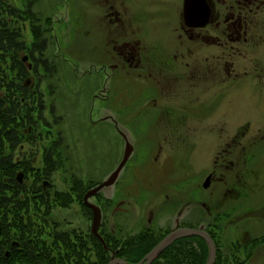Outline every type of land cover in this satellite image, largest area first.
<instances>
[{
	"label": "flooded vegetation",
	"instance_id": "af4514ba",
	"mask_svg": "<svg viewBox=\"0 0 264 264\" xmlns=\"http://www.w3.org/2000/svg\"><path fill=\"white\" fill-rule=\"evenodd\" d=\"M59 1L55 0V7H63L54 8L49 16L38 8L41 0H0V43H6L9 37L12 43L11 49H0V74L11 75L18 69L19 45L24 46L21 60L27 72L21 86L10 87L21 88L20 93L11 94L16 104L12 125L18 132L15 147L4 149L5 156L18 168L14 178L22 189L13 195V205L19 214H24L29 226L48 234L59 233L69 239L71 233L63 227L82 233L79 219L89 218L91 225L93 222V211L84 202L86 192L103 184L118 168L106 173L96 163L85 161L56 126V99H52L54 90L49 83L55 70L50 63L51 43L55 46L52 54L61 56L57 45L66 41V33L77 23L81 26H75L74 42L79 48L86 39L101 45L105 38L107 59L98 64L101 70L97 68V73L107 69V87L93 88V98L107 104L108 114L103 118L122 139L123 154L117 166L127 142L134 147L122 173L128 171L133 157L145 154L148 137L153 136L144 137L140 124L147 126L151 121L154 129L170 125L173 138L180 134L184 139H195L196 130L188 124L197 116L206 123L207 131L203 133L210 147L214 148L217 141L214 164L201 173L197 186L195 177L177 179L170 185L171 195L164 194L165 200H170L167 208L163 211L162 201L158 202V212L151 217L146 218L144 211L138 216L131 212L133 194L126 190V195H121L119 191L120 185L138 182L132 181L135 176L121 180V173L113 186L89 199L105 211L106 217L109 212V220L104 218L98 232L107 243L110 259L129 258L127 248L115 247L119 238L128 245L134 235L149 238L150 242L158 237V232H152L154 228L167 236L186 227L210 236L217 252L214 264H264V0H65V5ZM67 7L74 8L76 14L66 16L63 10ZM146 15L157 19L146 22ZM88 25L92 28H85ZM118 71L131 79L144 76L151 80L154 91L155 86L157 89L147 102L154 103L158 115L146 116L144 101L143 107L132 105L129 108L134 111L123 109L122 115H115L114 82ZM6 90L0 85L3 112L13 106L6 99ZM236 96L240 109L233 116L244 112L252 115L239 119L226 115V100ZM120 124L130 130H120ZM152 133L162 140L169 139L163 133ZM159 135L157 153L163 148L161 141L158 144ZM187 165V158H182L180 166ZM20 173L21 182L17 179ZM155 185L161 195L162 186L158 187L157 181ZM64 192L69 196L65 197ZM151 197L140 195L134 205L141 208ZM56 207L69 215L60 213L59 220ZM75 213H79V219L74 218ZM87 232L92 233L91 228ZM184 240L191 244L177 250L175 264H201L203 260L195 248L200 242L207 249L206 264L209 243L200 236L177 241ZM46 244H52V249L57 247L54 242ZM183 251L187 252V260L180 255Z\"/></svg>",
	"mask_w": 264,
	"mask_h": 264
},
{
	"label": "rangeland",
	"instance_id": "374dc122",
	"mask_svg": "<svg viewBox=\"0 0 264 264\" xmlns=\"http://www.w3.org/2000/svg\"><path fill=\"white\" fill-rule=\"evenodd\" d=\"M59 3L65 5V0H60ZM55 4V0H41V4L38 5V8L43 10L44 14L50 16L52 15L54 8L61 9L63 7L62 5L55 7ZM63 13L66 16L71 14L75 15L76 11L72 7H67L66 10H63ZM168 14L170 15L171 13L169 12ZM162 15H165V13ZM89 18H92L91 15H89ZM155 19H157V16L146 15L144 21L150 22ZM62 26L63 23L61 22L60 28H62ZM75 26L79 28L81 25L77 23L74 24V28L72 30L69 29L66 33V41H61V46L57 45L61 49V56L55 57L52 54L55 47L52 43L50 48V63L54 66L55 73H51L49 83L53 85L52 89L54 90L52 99H56L54 102L56 109L54 115L55 120L58 122H56V126L58 131H64L68 144L73 147V149H79V153L85 161H91L94 164L96 163L98 167L101 166V171L107 173V170L110 172L112 169L118 167L117 164L123 154V144L117 130L108 127L109 125L107 124V121L103 118L108 114L107 104L98 99L94 101L93 98L94 91L103 90L107 87V69L105 68L102 72L97 73V68L101 70L98 64L101 63L104 58L107 59L104 55L105 51L103 49L105 38L102 39L103 43L101 42V45L93 43L91 38L86 39L82 41L80 45L81 48H79V45L74 42L75 33L77 32ZM85 28L92 27L91 25H88ZM154 35H158V30L154 31ZM78 48L79 51H76ZM150 81L151 80L144 76H136L135 79H131L128 76L124 77L123 73L119 71L117 72L114 82V104L115 115L117 117L122 115L123 109L124 111H134L129 108L132 105H135L136 107L141 105L140 107H143V101L145 102L146 116L152 117L158 115L154 103L147 102L148 98H150L149 96L154 94L157 89L154 85V91V87L150 84ZM109 83L110 85L112 84L111 82ZM93 88H95L94 91ZM238 100V96L226 100V115L235 119H239L244 115H252L251 112H244L236 113L233 116L236 109H240ZM250 110H252L251 107ZM51 121H53L52 116ZM144 121L147 122L148 120ZM54 122H52L53 125L55 124ZM60 122L62 124L59 125ZM145 124L146 123L138 125L139 131L143 133L144 137H148L152 134L154 138L153 136L148 137V145L144 149L145 154L142 156L138 155L136 159L133 157L128 171H124L121 177L122 180L125 176L127 178L135 176L136 178L132 181L137 180L138 182L132 183L131 185L129 184L128 186L117 185L114 189L115 193H117V187L119 186V191L122 193L121 195H126V190L127 192H130V194H133L129 204L130 211L134 212L136 216L144 211V215L147 218V216L151 217L154 212H158V202L161 203L162 201V205L167 202L164 198V194L158 195L155 181L158 182V187L165 184L172 185L177 179L181 180L190 176L195 177L194 182H196L198 177L203 171H206L208 166L209 168L213 166L218 149L216 145L217 141L214 143V148L210 147V142L206 138L205 133H203L204 129L207 131L206 123L204 119L201 120L197 116H195L193 121L188 124L196 130L194 133L195 137H193L195 139H184L183 135L180 134L179 137L173 138V135L170 133L172 132L170 125H168L167 128H161L159 125L158 129H154V124H152L151 121L147 126H145ZM125 128L126 130H130L129 126L125 125L124 127L123 124L119 125L120 130L126 131ZM153 131L163 133V137L169 138L162 140L161 136L158 134L161 138L158 139V144L161 141L163 146L161 151L158 152L160 154L156 151V138H158V135L153 134ZM191 142H194V146L191 145ZM30 148L31 145L27 149ZM170 157H173L174 159ZM182 158H187V166H180ZM156 159L158 160V163ZM174 160L177 162L176 165ZM162 163L165 164L166 169H164ZM157 165L158 179L156 177L157 172L155 171ZM101 171L98 173L100 177L102 176ZM58 183L63 185L62 181H58ZM194 185L197 186V182ZM66 186V188L70 187L69 184ZM88 188L89 187H87V189ZM152 188H154L155 191L151 194L152 197L150 202L147 200L141 208L136 206V204L134 205L136 198L139 197L142 192L145 193V191ZM141 189L145 190L142 191ZM107 192L108 191H105V194ZM64 193L65 197L67 195L69 196V192ZM166 195H170V191ZM65 202L66 201L63 200L62 203L64 204ZM55 209L57 217L60 213H65L66 216L69 215L66 210H62L58 207ZM107 215L108 217L105 219L108 221L109 212ZM74 218L79 219V213H75ZM66 220L68 221V219ZM82 220L84 221L79 219L78 224L80 225V229L82 228L81 231L84 232L79 234H85V237H87L89 236L88 232H85L89 231L91 228V220L89 218L88 221L86 219ZM135 227V225L132 226V228ZM63 229L69 231L68 233H75V229L72 227H63ZM153 231L155 233L158 232L155 228ZM51 247H53L52 244ZM82 258L83 264L95 263L94 249L89 247L86 251H83Z\"/></svg>",
	"mask_w": 264,
	"mask_h": 264
},
{
	"label": "trees",
	"instance_id": "16d2710c",
	"mask_svg": "<svg viewBox=\"0 0 264 264\" xmlns=\"http://www.w3.org/2000/svg\"><path fill=\"white\" fill-rule=\"evenodd\" d=\"M24 46H18V69L14 70L11 75L7 73L0 74V85L7 87L6 99L13 105L9 107L8 111L3 112L4 102L0 103V264H83L82 254L89 247L94 249L95 263L86 264H108L110 255L109 251L103 248L102 243L92 234L85 237V234L71 233V237L67 239L65 235L61 234H48L44 229L39 227L34 228L28 225V219L24 214H19V211L13 200V195L21 191V187L17 183L14 175L18 168L13 164L10 158L6 157L4 153L5 146L15 147V134L17 128L13 124V108L16 106L12 99V93H20L21 88L10 89L11 86H21L22 79L27 75L26 67L21 60V53ZM12 48L11 38L5 43H0V49L9 50ZM5 62V59H3ZM16 72V73H15ZM14 89V90H13ZM17 90V91H16ZM3 104V105H2ZM5 180V181H4ZM170 184L162 185L161 193H169ZM144 191L145 189H141ZM140 191V190H139ZM141 191V192H142ZM155 189L141 193L142 197L154 193ZM171 195V194H170ZM169 203L170 200H167ZM25 208V207H21ZM167 208L166 204L161 206L162 210ZM33 223V221H31ZM33 225V224H32ZM153 232V230H152ZM166 235L158 230V237L149 242V238H143L139 235L131 237L129 245L119 238L114 242L115 247H123L129 250L125 259L130 263H138L151 249L158 244ZM89 237V238H88ZM17 241L20 243V248L11 247V242ZM54 242L57 247L52 249L51 246L46 244ZM109 244V243H108ZM191 243L187 240L177 241L165 252H163L152 264H175V256L177 250L181 247H186ZM128 246V247H126ZM197 253L200 255L204 264L207 249L203 242L195 245ZM9 251V256L6 252ZM182 259L187 260V252L183 251L181 254ZM217 264V263H216Z\"/></svg>",
	"mask_w": 264,
	"mask_h": 264
},
{
	"label": "water",
	"instance_id": "95a60500",
	"mask_svg": "<svg viewBox=\"0 0 264 264\" xmlns=\"http://www.w3.org/2000/svg\"><path fill=\"white\" fill-rule=\"evenodd\" d=\"M188 1V0H187ZM187 1L185 4V9L187 8ZM133 151V147L129 142H127L126 149H125V154L123 161L119 165L118 169L109 177V179L101 184L100 186L94 188L93 190H90L86 195H85V204L88 205L92 211H93V223H92V232L100 239V241L103 243L104 247L106 248V244L102 238V236L99 234L98 230L101 225L102 221V214L101 210L99 207H96L95 205L91 204L88 202V199L94 195H96L101 189L105 187H109L118 178V175L126 162L128 161L131 153ZM18 181H22V174L20 173L18 175ZM207 184L205 187H207ZM0 234H1V226H0ZM193 236H200L204 238L210 245V254H209V259L206 264H214L216 260V247L211 240L210 236L203 232L202 230H197V229H191V228H178L175 231L170 232L162 241L159 242L139 263L135 264H152L167 248H169L171 245H173L177 240L182 239V238H188V237H193ZM12 246H18L19 244L16 242L12 243ZM108 264H133V263H128L126 261L117 259L113 257Z\"/></svg>",
	"mask_w": 264,
	"mask_h": 264
},
{
	"label": "bare ground",
	"instance_id": "6f19581e",
	"mask_svg": "<svg viewBox=\"0 0 264 264\" xmlns=\"http://www.w3.org/2000/svg\"><path fill=\"white\" fill-rule=\"evenodd\" d=\"M139 262H140V261H139ZM139 262H138V263H139Z\"/></svg>",
	"mask_w": 264,
	"mask_h": 264
}]
</instances>
